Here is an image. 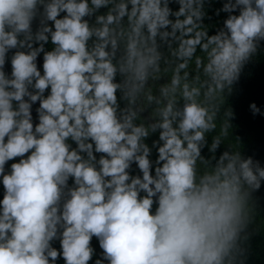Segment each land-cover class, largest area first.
Masks as SVG:
<instances>
[{"label": "clouds", "instance_id": "obj_1", "mask_svg": "<svg viewBox=\"0 0 264 264\" xmlns=\"http://www.w3.org/2000/svg\"><path fill=\"white\" fill-rule=\"evenodd\" d=\"M208 3L0 0V264H246L264 164L225 98L264 0L212 34Z\"/></svg>", "mask_w": 264, "mask_h": 264}, {"label": "trees", "instance_id": "obj_2", "mask_svg": "<svg viewBox=\"0 0 264 264\" xmlns=\"http://www.w3.org/2000/svg\"><path fill=\"white\" fill-rule=\"evenodd\" d=\"M221 6L222 0H209V3L206 4L208 19L204 23L209 28V34H212V30L219 26L227 15L225 13H220L219 16L213 14L214 10ZM40 63L38 58V67ZM4 70L6 73L10 71L7 60ZM160 83H163V80ZM251 102H255L257 106H264V41L261 42L256 55L244 66L238 82L233 85L232 92L225 98V106L233 112V117L229 121L231 125L230 140L237 144L242 156H251L254 160L264 164V118L259 115L255 117L251 115L248 109ZM33 116L35 118L34 112ZM211 135L209 134L207 137L209 143L211 142ZM154 138L155 136L150 137L146 142L150 144L151 139ZM224 148L225 145H221L217 149L216 155L218 156ZM202 154L208 155L206 148ZM12 162L15 160L6 163V170ZM253 199L256 201L258 213L256 221L252 225L254 234L248 242L246 264H264V183H262L259 191L253 193ZM90 244L94 249L93 260H95L98 258L96 250L98 242L93 238ZM53 246L58 248V242H54ZM57 264H63L62 260H58ZM89 264H92V261H89Z\"/></svg>", "mask_w": 264, "mask_h": 264}, {"label": "rangeland", "instance_id": "obj_3", "mask_svg": "<svg viewBox=\"0 0 264 264\" xmlns=\"http://www.w3.org/2000/svg\"><path fill=\"white\" fill-rule=\"evenodd\" d=\"M97 253L99 254L102 250L99 249L98 245H96Z\"/></svg>", "mask_w": 264, "mask_h": 264}]
</instances>
